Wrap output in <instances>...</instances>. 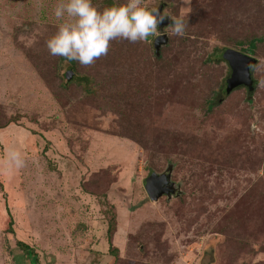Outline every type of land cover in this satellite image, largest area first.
Instances as JSON below:
<instances>
[{"label": "rangeland", "instance_id": "obj_1", "mask_svg": "<svg viewBox=\"0 0 264 264\" xmlns=\"http://www.w3.org/2000/svg\"><path fill=\"white\" fill-rule=\"evenodd\" d=\"M160 2L183 36L83 66L46 47L59 0H0V264H264V0ZM229 49L255 59L250 94L225 93ZM168 164L180 193L150 200Z\"/></svg>", "mask_w": 264, "mask_h": 264}, {"label": "clouds", "instance_id": "obj_2", "mask_svg": "<svg viewBox=\"0 0 264 264\" xmlns=\"http://www.w3.org/2000/svg\"><path fill=\"white\" fill-rule=\"evenodd\" d=\"M54 15L60 23L46 41L49 53L83 66L107 55L110 42L118 38L131 43L147 41L158 33V25L166 18L172 21L173 35L183 36L186 32L183 17L162 15L156 8L149 10L142 6V0H125L103 11H98L92 0H59ZM5 162L10 170H20L25 159L18 150L9 149Z\"/></svg>", "mask_w": 264, "mask_h": 264}, {"label": "water", "instance_id": "obj_3", "mask_svg": "<svg viewBox=\"0 0 264 264\" xmlns=\"http://www.w3.org/2000/svg\"><path fill=\"white\" fill-rule=\"evenodd\" d=\"M161 6L158 8V11L161 12ZM163 15V14H162ZM167 23V18L163 24L158 25V30L162 31V26ZM167 42V37L165 33H162L153 43V49L156 54H158L159 46ZM229 51L224 59L226 60L229 68L230 75L226 79L225 93H229L233 88L243 85L248 88L249 91L253 90V79L251 76V69L248 67L255 62V59L250 55L234 50L229 49ZM72 72L68 71L66 74V79L70 78ZM172 164H168L167 168L160 173L152 172L145 180L144 190L147 194V197L150 200H157L163 195H166L167 198H171L173 194L178 195L180 190L175 186V182L171 180Z\"/></svg>", "mask_w": 264, "mask_h": 264}, {"label": "trees", "instance_id": "obj_4", "mask_svg": "<svg viewBox=\"0 0 264 264\" xmlns=\"http://www.w3.org/2000/svg\"><path fill=\"white\" fill-rule=\"evenodd\" d=\"M104 4L106 5V7H110V6H113V5H115L111 0H104ZM259 39L260 38H256V37H254V38H250V39H248L247 40V44H248V46H247V50H248V52H251L253 49H254V47H255V43L256 42H258L259 41ZM242 51H245V49L244 50H241L240 52H242ZM244 53V52H243ZM247 54V53H246ZM249 55V54H248ZM251 67H252V65H251ZM70 68H71V70L73 69L71 66H70ZM69 68V69H70ZM251 69V68H250ZM72 79L73 80H76L75 79V77H72ZM79 79H81V82H84L85 83V81L87 80V77L86 76H82V77H80ZM76 82L78 83V82H80V81H77L76 80ZM253 86H254V83H253ZM246 89H247V93L248 94H250L252 91H249L248 90V88L246 87V86H244ZM86 91H87V89H86ZM89 92H90V89L88 90ZM218 92H214V95H213V97L210 99V100H208V103H212V101L216 98V97H218ZM3 126L1 125L0 126V128H2ZM151 172H155V171H151ZM157 173V172H156ZM106 201V200H105ZM114 217H115V214L112 212L111 213V215H110V217H109V220H108V222H107V224H106V226H107V228H106V232H105V236H106V239H107V241H108V244H109V251L111 250V251H116L117 250V248L116 247H114V246H112L111 245V242H110V238H111V232L114 230V228H115V221H114ZM21 246L22 247H24V248H26L27 249V245L26 244H24V243H21ZM29 248V247H28ZM210 248V247H209ZM29 251H30V248L28 249ZM32 255V254H31ZM34 256V255H33ZM36 262V261H35Z\"/></svg>", "mask_w": 264, "mask_h": 264}, {"label": "flooded vegetation", "instance_id": "obj_5", "mask_svg": "<svg viewBox=\"0 0 264 264\" xmlns=\"http://www.w3.org/2000/svg\"><path fill=\"white\" fill-rule=\"evenodd\" d=\"M161 4H162V2H160V4H159V6H157V8L156 9H158L160 6H161ZM163 5V4H162ZM163 9H164V6H162V8L160 9L161 10V12L163 13ZM165 15V14H164ZM172 21H171V19L170 18H167V23L165 24V25H163V26H167V25H169L170 23H171ZM163 26H162V30H163ZM160 31V30H159ZM162 33H164V32H160L159 34H158V36L156 37V39L158 38V37H160V35L162 34ZM155 39V40H156ZM225 60V59H224ZM226 61V60H225ZM249 68H251V65L250 66H248ZM247 90V89H246ZM152 172H150L149 173V175L151 174ZM148 175V176H149Z\"/></svg>", "mask_w": 264, "mask_h": 264}]
</instances>
